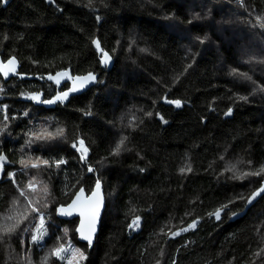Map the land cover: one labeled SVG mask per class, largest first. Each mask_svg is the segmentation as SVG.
I'll use <instances>...</instances> for the list:
<instances>
[{"label":"trees","instance_id":"trees-1","mask_svg":"<svg viewBox=\"0 0 264 264\" xmlns=\"http://www.w3.org/2000/svg\"><path fill=\"white\" fill-rule=\"evenodd\" d=\"M7 1L0 56L39 79L0 77V229L31 181L47 184L52 203L40 208L38 243L28 238L38 213L5 224L19 234L11 256L0 240V264H22L25 251L33 264H67L51 254L60 244L84 253L78 264H264V196L247 206L264 180L250 174L264 166V0ZM68 69L95 73L98 84L49 110L43 101L57 89L46 77ZM28 159L44 165L26 168ZM97 181L107 209L90 248L79 220L59 209ZM216 210L225 211L219 222Z\"/></svg>","mask_w":264,"mask_h":264},{"label":"water","instance_id":"water-1","mask_svg":"<svg viewBox=\"0 0 264 264\" xmlns=\"http://www.w3.org/2000/svg\"><path fill=\"white\" fill-rule=\"evenodd\" d=\"M46 1L48 3L52 2V0H46ZM3 2H4V7H6L9 4V1H7V0H6V2H5V0H3ZM108 57H109V55H108ZM13 58L15 59V65H14L15 71L14 72L13 71H9L7 76L4 75L3 71H0V77L6 83L11 81L12 79H20V80H24V81H31V80H38L39 79V77L33 78V77H28L26 75L21 74L20 73L21 64H20L18 59H16L15 57H13ZM13 58H11V59H13ZM7 61H4L2 59V57L0 56V62H2L3 64H6ZM104 62H105V58H104ZM105 64H107L108 66L111 65L110 57H109V59H107V62H105ZM58 73H63V75H57ZM58 73H56L55 75H49V76L46 77L47 81L50 82L51 84H53L56 87V89H57V94L52 99L55 102L51 103V104H46L45 103V107L47 109H49V110L50 109H55L58 105H63V106L67 105L69 103V101L73 97H77V96H80V95L86 93L87 91H89L90 89L95 87L98 84V81H99V75H97L95 73H89V74H91V76H94L95 79L94 80L89 79L86 83H84L83 80H78L77 81V80H75V78L76 77L83 78V77L89 76V74L81 75V76H79V75L78 76H74L70 69L64 70V71H60ZM50 76L53 77V79H49ZM74 81H75V90H72ZM82 83H83V86L81 87ZM67 84L70 85L69 89H67L65 91H61V89ZM63 92H68L67 98L63 99V100L56 99V97L58 95H60L61 93H63ZM2 176H3V172L0 171V181L2 179ZM261 187H264V180H263L260 188ZM260 188H258L254 192V193H258L257 195H255L254 199L252 198L254 193L249 198V199H251V203L247 202L248 208H251L254 205H256L257 202L264 196V192L259 191ZM93 192L96 193L95 197H92V193ZM93 192L91 194H88L85 191V189H83V197L81 198L80 201H77L76 207H69V205H71L73 203V201L76 199V196L74 197V199L72 200V202L68 206L61 207V208H63L65 210V212H68L70 214L63 215L59 211V216H60V218L62 220H65V221L79 220V223H78V226H77V229H76V232H77V235H78V240H79V242L81 244L89 245L88 241L84 240L82 238V236H81V226L83 224L82 231L85 234H87L88 231H89L90 224H91V219H90V216H89L87 211H85L84 215H81V210L83 209V205L88 201L89 197H92L93 201H96V200L99 201V212H98V215L95 218L94 225H92L94 227V231L92 232V240H91L90 248H93L95 243H96V239H97L98 233H99V231L101 229L102 220H103V217H104L106 209H107V200H106V195H105V192H104V189H103V184L99 183V188L97 189V187H95ZM224 214H225V211L221 210L219 219H216V217L214 216L216 221L217 222L221 221V219H222Z\"/></svg>","mask_w":264,"mask_h":264},{"label":"snow or ice","instance_id":"snow-or-ice-1","mask_svg":"<svg viewBox=\"0 0 264 264\" xmlns=\"http://www.w3.org/2000/svg\"><path fill=\"white\" fill-rule=\"evenodd\" d=\"M6 2V0H5ZM243 2V0H241V3ZM261 27H264V22L261 23L260 25ZM94 43L96 44L97 48H99V42L98 41H94ZM104 57H105V62H107V59H109L108 57V54L107 53H104ZM14 65H15V59H9L7 61L6 64H3L2 62H0V71H3L4 72V75L7 76L8 75V72L9 71H15V68H14ZM57 75H63V73H58ZM242 75H245V74H242ZM250 79V77H248ZM49 79H53V77H49ZM89 79H92L94 80L95 77L94 76H91V74H89V76H86V77H76L75 80H83L84 83H86ZM83 86V83L81 84V87ZM72 90H75V81L73 83V89ZM68 96V92H63L61 93L60 95H58L56 97V99H59V100H63V99H66ZM31 99L33 100H37L39 101V96L38 95H33L30 97ZM240 99L242 100H246L247 97H240ZM55 101L52 100V99H46L43 101V103H46V104H51V103H54ZM168 103H174L177 107H180L181 106V101L179 100H169ZM90 114V113H88ZM229 115L231 114V110H229ZM148 115H151V113H148ZM6 118V117H5ZM161 119H163V117H161ZM58 132L60 134H62V130H58ZM41 136H36V139H40ZM123 143V142H121ZM79 145H80V151H81V156L82 157H85L86 156V153H87V148L84 146V141L81 140L79 141ZM73 147H76V144H73ZM117 152H119V147H117L116 149ZM6 160V157L4 156H0V171H3V161ZM21 163L23 164L24 162L21 161ZM45 164L48 163V161H44ZM62 163H65V161L63 160H59V161H56L55 162V165L56 167H59L60 164ZM33 167H36L37 165H32ZM89 171H91L92 169L89 168L88 169ZM189 171H191V169L189 168L188 169ZM183 171V170H182ZM261 173H264V166H261L260 170L257 171V172H253V173H250L251 175H260ZM249 173H246L245 175H248ZM14 173H9V176L11 177H14ZM29 187H31V185H29ZM96 187L97 189L99 188V181H97L96 183ZM259 191L261 192H264V187H261L259 189ZM24 190H20V195L21 196H24ZM258 193H254L253 194V199L255 198V195H257ZM96 196V193L93 192L92 193V197H95ZM83 197V189H80L78 194L76 195V199L73 201V203L71 205H69V207H76L77 205V201H80L81 198ZM92 197H89L88 198V201L83 205V209L81 210V215H84L85 214V211L88 212L89 216H90V219H91V224H90V227H89V231L87 234H85L83 231H82V228H83V224L81 226V236L84 240H87L88 243H89V246L91 245V240H92V232L94 231V227L92 225H94V222H95V218L96 216L98 215V212H99V201L96 200V201H93ZM16 203H18L17 201H14L13 204L15 205ZM28 204H31L32 201L31 200H28L27 201ZM248 203H251V199L248 200ZM223 207H227V205H224ZM32 212H36V213H39V209L33 207L31 209ZM60 213L63 214V215H68L70 213L68 212H65V210L63 208L59 209ZM235 214V213H233ZM209 215H214L216 217V219H219L220 218V210H216L214 213H209ZM26 218V217H24ZM7 219H12L11 216L7 217ZM34 219H38L39 220V225L40 227L39 228H35V225H33V228H35V232L37 233L36 235H33L32 236V242H36L38 238H42L43 235L47 232V229L44 227L45 225V217L40 214L38 215L37 217H34ZM139 218H137V220L133 221V225L134 226H139ZM20 221H18L19 223ZM195 221L193 222V224L189 225V227H194L195 226ZM11 229H9L10 231ZM27 230V229H25ZM183 231H187L188 229L185 228V229H182ZM67 232V229H65V233ZM179 233H172L173 236L175 235H178ZM62 253H65V247L63 244H60L58 247H55L54 249H52L51 251V254L52 255H55L57 257L58 260H66L67 261V264H73V260L79 256V257H83L86 259V257H84V253L80 251V249L78 248H75V249H72L71 250V257H68L66 255H62Z\"/></svg>","mask_w":264,"mask_h":264},{"label":"rangeland","instance_id":"rangeland-1","mask_svg":"<svg viewBox=\"0 0 264 264\" xmlns=\"http://www.w3.org/2000/svg\"><path fill=\"white\" fill-rule=\"evenodd\" d=\"M251 42H252V40H251ZM251 42L249 41V44H253ZM252 46L255 47V45H252ZM248 47H250V46H248ZM255 49L257 50V53H259L258 50H260V48L255 47ZM242 51H243V57L248 55V52H249L248 50L243 49ZM0 92H2L1 88H0ZM2 109H4V108L2 107ZM0 130H1V125H0ZM48 138L52 139L53 136H48ZM50 141H53V140H50ZM118 147H119L120 153H122L124 151L123 145L119 144ZM27 148L29 149V146H27ZM34 164L37 166L33 167L32 165H34ZM23 165H25L26 168H30L32 170H40L44 164H41L38 161H34L32 159H28L26 162L23 163ZM232 168L235 170V172H238L241 168V162L235 163V166H233ZM29 185H31V187H29ZM29 185L24 190V193H25L24 196H21L20 192H19V195H17L16 198L12 201L8 213L4 216V218L2 220V227L0 229V231H1L0 232V234H1L0 240L3 241L2 243L4 244V247H6V249L9 251L10 256H11L10 251H13V250L15 251V242H16V239L18 240L19 231H17L18 229L16 231H13L12 230L13 225L9 228L6 227L5 229H3L5 227V224L11 220L17 221V222L20 221L19 223H22L24 221L25 222L28 221L26 223V225L31 224V221H29V220L31 219L33 213L37 214L36 212H32L31 209L33 207H35V208L39 209L38 215H40V214L43 215V213H41V211H40V208H42V207L47 208L52 203V199H50V197H49V189L47 187V184L41 178L36 179L34 182L31 181ZM28 200H31L32 203L28 204L27 203ZM14 201H17L18 203H16L14 205L13 204ZM9 216H11L12 219H7V217H9ZM24 217H26V218H24ZM138 223H139L138 227L134 226V225L132 226L133 231H137L139 229L140 221H138ZM29 227H31V226H29ZM39 227H40V225L36 226L35 228H39ZM16 228H18V227H16ZM35 228H33L32 232H31V229H29V228L27 229L28 230L27 234L29 232H31L28 238L31 239L33 235L37 234L35 232ZM9 229H11V230L9 231ZM43 236H45V234ZM42 240H44L43 237L38 238L36 243H38ZM67 247H65V253L70 252L72 249H75V248H72L70 245H68ZM65 253H62V255H65ZM18 256L20 257V261H18V262H20L22 264H33L31 262V257L29 255H27L26 251L22 252V254H18ZM47 256L49 257V252L47 253ZM68 257H71V254ZM81 259H82V257L77 256L73 260V264H78L81 261Z\"/></svg>","mask_w":264,"mask_h":264}]
</instances>
